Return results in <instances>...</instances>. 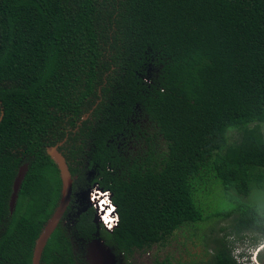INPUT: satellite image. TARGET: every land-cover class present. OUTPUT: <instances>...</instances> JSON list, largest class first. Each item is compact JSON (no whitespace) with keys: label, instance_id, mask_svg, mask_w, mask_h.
Returning <instances> with one entry per match:
<instances>
[{"label":"trees","instance_id":"obj_1","mask_svg":"<svg viewBox=\"0 0 264 264\" xmlns=\"http://www.w3.org/2000/svg\"><path fill=\"white\" fill-rule=\"evenodd\" d=\"M150 59L158 71L147 82ZM138 108L148 126L132 121ZM0 115V264H31L60 198L45 149L55 144L72 176L97 167L118 215L102 235L126 258L179 230L195 236L217 186L235 199L218 213L234 215L224 236L264 239V203L251 195L264 194V0H0ZM121 136L138 147L125 155ZM93 212L74 225L84 239ZM213 242L194 264H242L223 236ZM40 264H83L61 221Z\"/></svg>","mask_w":264,"mask_h":264},{"label":"rangeland","instance_id":"obj_2","mask_svg":"<svg viewBox=\"0 0 264 264\" xmlns=\"http://www.w3.org/2000/svg\"><path fill=\"white\" fill-rule=\"evenodd\" d=\"M155 60L150 59L145 65V73L142 74L143 80L150 82L152 76L158 71L155 65ZM132 121L138 122L141 125L148 126L146 116L142 113L141 109L138 108L136 115L133 117ZM232 128H230L231 130ZM151 131V128L149 129ZM231 137L237 138L238 132L236 130L230 131ZM132 137H118L116 140L117 146L125 151L124 154H130L134 151L138 145L133 146L135 142ZM127 148V149H126ZM98 170L95 165L89 166L86 161L84 166L81 167L79 175L73 177V192L74 196L71 200V206L68 213L61 221V224L66 227L68 236L72 241V245L77 257L83 264H155V257H164L166 255L171 256L174 262L178 261L180 264H194L193 261L200 260L204 257L206 253H213L214 251V237H224L228 241V244L232 248V254L238 260V262H243V264H252V259L256 256L255 251L264 249V239L259 241H253L254 234L247 233L246 238L242 242L234 240L233 235L224 236L226 232L231 230L232 219L234 215L227 218H219V212L222 213L225 210H229L235 206V199L230 193L223 194L225 192L220 189L219 186L216 188L211 187V193L208 195V208H206V218L203 222L202 228L200 230H195L196 235L190 239L185 238L186 232L181 230L177 231L176 236L172 239L169 244L165 247H154L148 250V252H137L132 256L126 258L124 255L118 251L113 245H110L101 236L100 230L95 232L93 239L90 241H85L80 239L74 229V222L77 214L86 209L89 206L86 198L87 193L90 194L93 191V185L96 183L95 179L98 180ZM96 180V181H97ZM92 189V191H91ZM252 195L254 203H264V194L259 191H254ZM251 195L249 197L241 196L243 201L251 200ZM252 200L250 202H253ZM208 210V211H207ZM97 222V220H96ZM97 225L101 228L104 226L97 222ZM252 246L246 247V244ZM244 251V255L241 257L239 254ZM250 262L246 259L247 257ZM160 258V259H161ZM259 262V261H258Z\"/></svg>","mask_w":264,"mask_h":264},{"label":"water","instance_id":"obj_3","mask_svg":"<svg viewBox=\"0 0 264 264\" xmlns=\"http://www.w3.org/2000/svg\"><path fill=\"white\" fill-rule=\"evenodd\" d=\"M1 116L2 115H0V119H1ZM58 145L59 144L47 145L45 149H46V153L50 156V158L56 164L57 169L59 171V178L61 181L60 198L58 200L57 206L53 210V213L47 219L46 223L44 224L42 230L40 231L35 241L33 252H32L31 264H40V257H41L43 248L48 238L50 237L51 233L56 228L58 223L61 221L70 203V200H71L73 177L68 168V163L65 157L63 156L62 152L58 149ZM27 169H28L27 162L22 163L18 167L17 173L12 183V191H11L9 201H8L10 211H13L14 209L16 199H17V194H18V191L20 189L22 180L25 176ZM95 218L97 221H100L99 213H96Z\"/></svg>","mask_w":264,"mask_h":264},{"label":"flooded vegetation","instance_id":"obj_4","mask_svg":"<svg viewBox=\"0 0 264 264\" xmlns=\"http://www.w3.org/2000/svg\"><path fill=\"white\" fill-rule=\"evenodd\" d=\"M76 176V175H75ZM72 177H74V176H72ZM96 182V181H95ZM94 187H96V186H98V188H102V187H100L99 185H98V183L96 182L94 185H93ZM93 187V188H94ZM91 191H92V189H91ZM91 193H93V194H98V195H92V197H94V199H92L91 198V194H90V192H88L87 193V198H86V200H87V202H88V204H89V206H87L86 207V209H84V210H81L78 214H77V216H76V218H75V222H74V225H75V223L77 222V220H78V217H79V215L82 213V212H86L87 210L88 211H90V210H93L94 212V218H92V222H93V224H94V231L92 232V237L91 238H89V239H84L83 237H81V236H79L78 235V233L76 232V230H75V233H76V235L80 238V239H83V240H85V241H90V240H92L93 239V236H94V234H95V232H97V230L99 231L100 230V233H101V236L105 239V237L102 235L103 234V230H107V231H109V232H111L112 230H113V228L116 226V225H114V226H112L111 225V223H110V221H111V215L110 214H112L113 215V210L111 209V207H110V205L108 204V199L104 196V194L102 193V192H100L99 190L96 192V193H94V191H92ZM99 195H100V197H99ZM73 196H74V192H73V184H72V195H71V200L73 199ZM97 198H99V202L96 200V202L94 201L95 199H97ZM71 200H70V203H69V205H68V207H67V209H66V211H65V213H64V215H63V217H62V219L64 218V216H66V214L68 213V211H69V208H70V206H71ZM96 203L98 204V203H100V205H101V209H100V206L97 208V206H96ZM113 203V202H112ZM111 203V204H112ZM109 205V211H107V206ZM114 204H112V206H113ZM114 208H116L115 207V205H114ZM107 211L108 213H107V215H108V217H109V219H110V221H108L107 222V226L109 227V229H108V227L104 224V220H103V218H102V215H99V217H100V221H97L98 223H100L101 225H103L104 227L103 228H101L100 229V227L97 225V222H96V218H95V216H96V213L97 212H99V211ZM115 210V209H114ZM62 219H61V221H62ZM74 227V226H73ZM74 229H75V227H74ZM71 243H72V241H71ZM73 246V245H72ZM73 252L75 253V251H74V248H73ZM76 254V253H75Z\"/></svg>","mask_w":264,"mask_h":264},{"label":"built area","instance_id":"obj_5","mask_svg":"<svg viewBox=\"0 0 264 264\" xmlns=\"http://www.w3.org/2000/svg\"><path fill=\"white\" fill-rule=\"evenodd\" d=\"M100 191V192H102L103 194H104V196L109 200V202L110 203H108L109 205H110V207H111V209L113 210V215L111 216V221H110V223H111V225L112 226H114V225H116L117 224V221H118V215H117V213L115 212V210H114V205L112 206V200H111V192L108 190V189H103V188H98V187H94V189H93V191H94V193H96L97 191ZM93 195H95V194H93ZM96 195H98V194H96ZM95 195V196H96ZM94 196V197H95ZM94 197H92V194H91V198L92 199H94ZM112 203V204H111ZM104 220V219H103ZM104 224L107 226V223L104 221ZM108 227V226H107Z\"/></svg>","mask_w":264,"mask_h":264},{"label":"bare ground","instance_id":"obj_6","mask_svg":"<svg viewBox=\"0 0 264 264\" xmlns=\"http://www.w3.org/2000/svg\"><path fill=\"white\" fill-rule=\"evenodd\" d=\"M99 197H100V195H99ZM98 201L99 200V198H97V199H95L94 201ZM109 201V200H108ZM99 202V201H98ZM108 203H110V202H108ZM96 206H97V208L100 206V209H101V205H100V203H96ZM107 208V211H109V205L106 207ZM107 211H102L101 210V215H102V218L104 219V221L107 223L108 221H110V219H109V217H108V215H107ZM111 216H112V214H110ZM108 225V224H107Z\"/></svg>","mask_w":264,"mask_h":264},{"label":"clouds","instance_id":"obj_7","mask_svg":"<svg viewBox=\"0 0 264 264\" xmlns=\"http://www.w3.org/2000/svg\"><path fill=\"white\" fill-rule=\"evenodd\" d=\"M103 189H104V188H103ZM114 209H115V212H116V208H114ZM97 213H99V215H101V211H99V212H97ZM116 213H117V212H116ZM117 222H118V221H117ZM108 229H109V227H108ZM246 247H249L248 244H246ZM249 248H250V247H249ZM259 251H260L259 249H258L257 251H255L256 256L254 257V259H252V262H251L252 264H258V261H257V254H258ZM241 253H242V255H244V251H242ZM241 253H240V254H241ZM240 254H239V255H240ZM245 256H246V255H245ZM240 257H241V256H240ZM246 257H247V256H246ZM246 259H247L249 262L251 261V260L248 259V257H247ZM240 263L243 264V262H240Z\"/></svg>","mask_w":264,"mask_h":264}]
</instances>
